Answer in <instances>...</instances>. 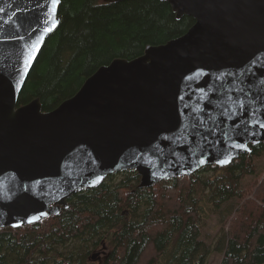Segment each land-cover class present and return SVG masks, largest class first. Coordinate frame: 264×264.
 Returning a JSON list of instances; mask_svg holds the SVG:
<instances>
[{"label": "water", "instance_id": "water-1", "mask_svg": "<svg viewBox=\"0 0 264 264\" xmlns=\"http://www.w3.org/2000/svg\"><path fill=\"white\" fill-rule=\"evenodd\" d=\"M168 1L178 19H195L186 33L101 66L44 111L19 98L62 0H0V228L58 215L119 171L152 187L227 167L264 142V0ZM106 249L90 259L102 264Z\"/></svg>", "mask_w": 264, "mask_h": 264}, {"label": "trees", "instance_id": "trees-1", "mask_svg": "<svg viewBox=\"0 0 264 264\" xmlns=\"http://www.w3.org/2000/svg\"><path fill=\"white\" fill-rule=\"evenodd\" d=\"M60 14L19 106L39 98L51 111L101 66L137 58L195 23L178 19L168 0H62ZM263 155L264 142L227 167L209 165L146 188L136 170L116 172L75 193L58 215L0 228V264H96L90 257L104 245L110 251L102 264H210L215 253L225 254L222 264H264V179L243 186ZM213 214L222 227L209 244L203 237Z\"/></svg>", "mask_w": 264, "mask_h": 264}, {"label": "rangeland", "instance_id": "rangeland-1", "mask_svg": "<svg viewBox=\"0 0 264 264\" xmlns=\"http://www.w3.org/2000/svg\"><path fill=\"white\" fill-rule=\"evenodd\" d=\"M256 164L258 165V174L256 175H250L248 176L244 181H243V186L247 189H253L254 187L256 188V185H258L259 183H261V181L264 179V155L261 158H258L256 160ZM122 176H118L116 177V180H120ZM240 207V206H239ZM236 215H234L233 219L235 218ZM230 226H231V222L228 224V226L226 227L227 230H230ZM222 225L219 222V217L217 214H213L211 219L209 220V223L205 229L204 232V240L206 242H208L209 244H213L217 237L218 234L221 230ZM107 247V246H106ZM102 247L101 249L97 250V251H103ZM107 253L106 254H102L101 255V260L104 261L106 255L108 254V252L110 251V248L107 247L106 249ZM225 254H220V253H215L210 257V264H222L223 263V259H224ZM96 264L100 263L99 260L95 261Z\"/></svg>", "mask_w": 264, "mask_h": 264}, {"label": "snow or ice", "instance_id": "snow-or-ice-1", "mask_svg": "<svg viewBox=\"0 0 264 264\" xmlns=\"http://www.w3.org/2000/svg\"><path fill=\"white\" fill-rule=\"evenodd\" d=\"M52 3H53V4H56V3H57V0H52ZM56 26H57V25H56L55 23H53V24L51 25V27L47 29V31H49V32L52 31ZM37 51H39V47H38V45H33V46H32V55L29 56V57L26 59V64H27V65H31L32 60L35 58V53H36ZM258 127H259L260 129H264V122H258ZM234 147H236V148H244L245 146H244V145H235ZM200 163H204V161H200ZM219 163L224 164L225 161L221 160V161H219ZM41 215H46V214H45V213H41ZM34 219L38 220L39 217H35ZM30 222H31V221H30Z\"/></svg>", "mask_w": 264, "mask_h": 264}]
</instances>
